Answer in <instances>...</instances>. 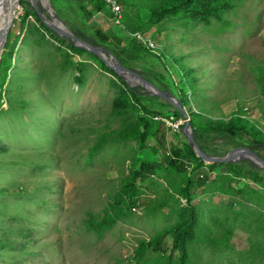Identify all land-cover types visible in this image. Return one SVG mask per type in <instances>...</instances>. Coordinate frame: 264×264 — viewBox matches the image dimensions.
<instances>
[{
    "label": "rangeland",
    "instance_id": "374dc122",
    "mask_svg": "<svg viewBox=\"0 0 264 264\" xmlns=\"http://www.w3.org/2000/svg\"><path fill=\"white\" fill-rule=\"evenodd\" d=\"M50 1L69 29L114 48L124 65L152 72L160 89L185 101L187 116L178 118L177 106L131 85L47 26L31 0H20L0 53V264H138L141 241L188 222L196 236L190 264H264V168L255 179L202 158L187 160L185 173L166 163L175 152L196 154L183 126L209 121L198 114L246 109L264 130V0H222L227 6L208 20L180 12L157 22L153 0H133L120 23L99 13L95 0H80L122 44L99 41L74 0ZM158 117L186 122L175 130ZM137 130L149 132L145 144L130 136ZM216 145L235 148L221 139ZM136 160L159 167L139 183V206L99 236L85 221L105 215ZM188 178L190 199L175 189ZM176 261L167 239L141 264Z\"/></svg>",
    "mask_w": 264,
    "mask_h": 264
},
{
    "label": "trees",
    "instance_id": "16d2710c",
    "mask_svg": "<svg viewBox=\"0 0 264 264\" xmlns=\"http://www.w3.org/2000/svg\"><path fill=\"white\" fill-rule=\"evenodd\" d=\"M41 1L43 4L48 3L47 0H40V2ZM74 1L83 12L86 19V22H83L82 25L88 24L90 28L94 30V33L99 41H115L118 44H122L125 41L124 38L117 34L109 36L99 24L94 12L82 6L80 0ZM118 1L122 6H128L134 3L133 0ZM152 4L155 6L153 9H156V13L153 17V19L156 20L155 22L163 17H168L171 14H179L180 12H190V14L197 19L208 20L212 14L219 12V8L223 9L222 7L227 6L222 0H153ZM95 8L99 13H106L110 18L113 17V13L108 9L105 1L95 0ZM73 31L84 39L89 40L86 34L77 29V27L73 26ZM90 42L93 43L92 41ZM105 48L112 51L114 54H117L114 48L110 46H105ZM259 71L261 72V79L264 81V67L260 68ZM139 72L144 77L151 80L150 77L152 72ZM132 92L136 100L140 104L145 105L143 104L145 97L140 88H135ZM182 102L183 106H185V101ZM176 113L178 118L183 116L179 108H177ZM205 115H210V117ZM205 115H197L199 117H207L209 121L205 125H198L193 121H190L194 129L196 139L200 147L205 152L216 156L225 155L229 151L228 148H222L221 146L216 145V142L221 139L223 140V144L227 146L240 147L246 145L252 147L259 155L262 156V158H264V154H261V151H264V130L252 123L248 110L241 109L238 112L233 113L231 117L215 116L214 118L211 113H206ZM145 124L148 126V121H145ZM114 133L122 135L121 131H115ZM130 136L138 137L140 143L145 144L149 137V132L147 130H137V132H134ZM175 153L179 157L176 159L168 157L166 163L173 170L180 173L187 172V160H195L197 163H201L202 160L196 156L193 150L190 155H179L178 152ZM222 164L225 165L224 163ZM226 165L233 167L239 175L249 174L255 179L260 178V172L263 170L254 162L246 159L237 162H226ZM158 167L159 164L156 162H144L139 160L134 161L128 181L119 193L118 198L110 204L109 208L105 212V215L101 219H97L92 216L89 217L85 221L86 226L99 236H103L107 231L111 230L121 219L128 216L133 209L139 206V196L141 194L139 183L146 181L154 175ZM193 183L192 178H188L186 185L182 186L177 184L175 189L179 193H182L186 198L190 199L193 195V190L191 189ZM167 239L171 240L173 253H177V261L175 264H190L188 243L196 240L191 222L174 225L165 229L151 240L141 241L136 254L133 257L134 262L138 264L145 263L151 247L156 246L161 249L166 244Z\"/></svg>",
    "mask_w": 264,
    "mask_h": 264
},
{
    "label": "water",
    "instance_id": "95a60500",
    "mask_svg": "<svg viewBox=\"0 0 264 264\" xmlns=\"http://www.w3.org/2000/svg\"><path fill=\"white\" fill-rule=\"evenodd\" d=\"M31 1L38 15L47 26L55 29L62 37L69 38L76 46L87 49L97 55L107 66H109L112 70L120 74L125 80L130 82L131 85L141 84L149 92L157 94L166 99L168 102L177 106V108L181 110L182 114L184 116H187L180 100L176 96L172 95L168 91L160 89L153 81L144 77L139 71L124 65L112 51L106 49L103 46L91 43L90 41L84 39L83 37L77 35L74 31L69 29L62 17L52 7L50 0H48L47 5L42 3L43 8L40 6L38 0ZM3 5V0H0V10ZM49 8H52V11L49 10ZM14 11H16V9H14ZM46 12H49L51 17H49ZM54 20H58V22H60L62 26L54 25ZM10 25L11 24H8L7 27L3 28L0 31V53H2L3 47L7 41ZM183 130L187 135L189 143L195 150L196 154L206 162L226 163L237 162L246 159L251 162H254L257 166L264 168V158H262V156L259 155L252 147H235L223 156H216L205 152L200 147L190 120H188L187 123L183 126Z\"/></svg>",
    "mask_w": 264,
    "mask_h": 264
},
{
    "label": "bare ground",
    "instance_id": "6f19581e",
    "mask_svg": "<svg viewBox=\"0 0 264 264\" xmlns=\"http://www.w3.org/2000/svg\"><path fill=\"white\" fill-rule=\"evenodd\" d=\"M3 2L4 5L0 10V31L7 27L8 24L12 23L16 15V11H14V9H16V7L19 5L20 0H3ZM53 24L56 26H62L58 20H54Z\"/></svg>",
    "mask_w": 264,
    "mask_h": 264
},
{
    "label": "built area",
    "instance_id": "2783aa9c",
    "mask_svg": "<svg viewBox=\"0 0 264 264\" xmlns=\"http://www.w3.org/2000/svg\"><path fill=\"white\" fill-rule=\"evenodd\" d=\"M102 1H105L107 3L111 12L113 13L115 20L120 23L121 19H122L123 7L119 3V1L118 0H102ZM138 37L141 38L142 36L140 34H138ZM158 118L163 119L168 124H171L175 130L182 127L184 125V123L186 122V120H182V119L181 120H175L173 117H172V119H166V118H162V117H158Z\"/></svg>",
    "mask_w": 264,
    "mask_h": 264
}]
</instances>
